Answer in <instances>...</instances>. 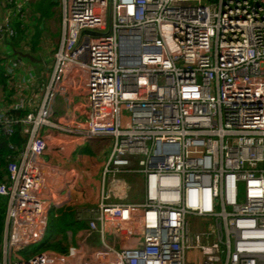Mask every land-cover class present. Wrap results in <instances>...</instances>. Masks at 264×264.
Masks as SVG:
<instances>
[{"label": "built area", "instance_id": "built-area-1", "mask_svg": "<svg viewBox=\"0 0 264 264\" xmlns=\"http://www.w3.org/2000/svg\"><path fill=\"white\" fill-rule=\"evenodd\" d=\"M30 1L3 0L0 45ZM58 3L39 106L22 118L0 108V135L20 125L27 135L0 183V264H264V0ZM99 139L113 141L106 163L76 174ZM82 177L87 219L75 245L23 259ZM133 188L141 200L129 201Z\"/></svg>", "mask_w": 264, "mask_h": 264}, {"label": "crops", "instance_id": "crops-1", "mask_svg": "<svg viewBox=\"0 0 264 264\" xmlns=\"http://www.w3.org/2000/svg\"><path fill=\"white\" fill-rule=\"evenodd\" d=\"M2 10L3 11L5 10V7L3 4H2ZM28 19L29 18L24 19L23 25L28 26V28L31 31V30H33V26L35 24H34V21H29ZM50 19H51L50 23L54 27V20L52 19V17ZM59 22L61 23V16H60ZM60 23H59V37H57V42H55L56 38H51L45 32V30L42 26L39 27L40 35H39V39H38V43H37L38 50L36 53H31L30 50L26 48L24 43L22 44V43L18 42L17 45H15V46L12 45L10 43L11 39L6 41L4 43V45H0V62L1 61L4 62V67H3L4 83L0 82V108H4L5 110L11 111V112H17V111L24 112L25 115L29 112H34L37 109V107L39 106V103L41 101V97L43 95L44 87L46 86V84L48 82V77L50 75L51 69H49V74H47V72H46V70H48V69L45 70L46 75H45L44 80L42 77H40L39 82H36V83L32 82L33 83L32 85L21 84V83L18 84L17 81H20V78H21L19 72H17V74H15L11 79L10 78L8 79V77L5 75L7 74L9 69H11V71L18 69V67L14 66L13 62H15L16 60L21 61V59H24L20 55H29L30 57L37 56L39 58V60H41V62L43 60H45L46 57H50L51 58V60H50L51 68H52L53 55L58 48L59 40H60ZM44 40H46L47 44L44 43ZM43 44H45V47ZM46 47H47V49H46L45 53H47L48 55H44L42 58V54H43L42 52L44 51V48H46ZM22 64H23V62H22ZM24 65H25V68L28 69V65L23 64V66ZM37 69L40 70L41 68H37ZM42 82H44V83L42 84ZM19 86H21L20 90L22 91V93L12 94L14 89L15 90L19 89ZM39 89H42V94L38 100V103L35 104V106L37 105L35 107L32 103V100L34 99V94ZM63 105H64V102H61L54 107V109L57 110L54 113L55 117L58 116L56 112H58V110L60 111V106L63 107ZM77 107H78L77 113L79 114V111H82V109H84L85 106L82 103H78ZM63 109H64V107H63ZM73 112L76 113V110ZM16 116L20 117V115H18V114ZM20 118H22V117H20ZM109 145H110V143H109ZM19 158L20 157L17 154L16 155L13 154L12 157L10 156V158H8L9 164H8L7 170H8L9 176L8 177L5 176L4 179L0 183H8L9 184L11 182L12 175H13V172L18 165ZM73 165H72V169H73V171H75L76 174L87 173L90 170H98L95 168L94 165L92 166V168L90 170H76L73 167ZM82 178H84V177H82ZM78 179H81V178H78ZM78 179H76L74 181L73 194L71 196V201L67 205H73L74 206V203L77 202V201L73 200V197L77 195L74 187H75L76 181ZM86 188H87V183H86ZM87 194H88L87 190L85 189L84 196H85L86 205H87ZM67 205H65V206H67ZM73 209H74V213H73L72 222L70 223L67 230L65 231V235H66V238L68 240V248L75 245L76 235L79 233V231L81 229H83L85 227L84 221L87 219V216L85 213L86 206L84 208H76V207L74 208L73 207ZM0 210L2 211V216H3L2 237H1V243H2L4 230H5V218H6V210H7V201L3 197H0ZM56 210H59V209H56ZM79 218H81V222L78 221ZM46 230H47V225H46ZM1 243H0V245H1ZM48 251H52V250H48ZM52 252H54V251H52Z\"/></svg>", "mask_w": 264, "mask_h": 264}, {"label": "trees", "instance_id": "trees-1", "mask_svg": "<svg viewBox=\"0 0 264 264\" xmlns=\"http://www.w3.org/2000/svg\"><path fill=\"white\" fill-rule=\"evenodd\" d=\"M1 1V0H0ZM15 1V0H14ZM51 0H31L25 12V18H29V21H34L35 25L33 26V30L30 31L28 26H24L21 22L22 20L19 17H13V28L15 30V37L11 39L10 43L12 45H17L18 42L24 43L27 49L30 50L31 53H36L37 43L40 35L39 26L36 24L39 23V19L41 18L44 21L49 20L52 17L51 7H49V3ZM57 1V0H55ZM58 2V1H57ZM54 3V2H52ZM0 9H2V4L0 3ZM21 21V22H20ZM4 62H0V82L4 83V72H3ZM11 114L15 117L16 115H20L23 117L25 115L24 112H11ZM17 117V118H20ZM27 135L24 133L23 126H16L14 134L11 137H3L0 135V182L4 179V177H8L9 173L7 170L10 156L13 154H19L26 143ZM11 144L17 148V152L12 153L8 149V145ZM73 205H67L59 210L53 209L49 215L47 222V230L48 226L50 229V233L47 234V230L45 231V235L43 240L40 243L41 248L44 251L52 250L58 254H66L68 250V240L65 235V231L68 226L72 222L74 209ZM47 220V221H48ZM49 223V225H48ZM2 224H3V216L2 211L0 210V243L2 237ZM42 251V252H44Z\"/></svg>", "mask_w": 264, "mask_h": 264}, {"label": "rangeland", "instance_id": "rangeland-1", "mask_svg": "<svg viewBox=\"0 0 264 264\" xmlns=\"http://www.w3.org/2000/svg\"><path fill=\"white\" fill-rule=\"evenodd\" d=\"M57 1L51 0L49 3V7H51V11H52V19L54 20V27L50 23L51 19L44 21L40 18L39 23L36 24L37 27L42 26L44 28L45 32L51 38H56L55 42H57V37H59V23H60L59 20H60V14H61L59 3ZM52 2H54V3H52ZM0 3L4 4L3 0H1ZM4 13H5V11H3L1 9L0 10V18L3 17ZM20 19L22 20V22L21 21L20 22L23 24V21L25 19V15H23V18H20ZM44 43H46V40H44ZM43 45L45 47V44H43ZM46 49H47V47L44 48V51L42 52L43 53L42 58L44 55H48L47 53H45ZM32 58L34 59V61H31L28 58L21 59L23 64L28 65V69H26L25 65H24V67L22 69L18 68L14 71H11V73L7 76L8 79L9 78L11 79L15 74H17V72H19L21 78H20V81H17L18 84L21 83V84L32 85L33 84L32 82H34V83L39 82L40 77H42L44 80L45 75H46L45 70L48 69V70H46V72H47V74H49V69H51V62H50L51 58L46 57L45 60H43L44 62L43 61L41 62V60H39V58L37 56L32 57ZM37 68H41V69L39 70ZM43 83L44 82H42V84ZM20 89H21V86H19L18 90L14 89L12 94L22 93V91ZM41 94H42V89H39L34 94V99L32 100V103L34 106L36 103H38V100L41 97ZM109 143H110V145H109ZM112 143H113L112 140L108 141L107 139L94 140L93 142H91L90 144H88L86 146V148L84 149V152L81 156V159L77 163H75L73 165V167L76 170H90L92 168V166L94 165L96 169H101L104 166V164L106 163L108 156L111 152ZM119 178L124 179L127 183H129L133 187H134L136 181L140 185L142 184V179L138 178L136 176L125 175V176H119ZM74 188H75L77 195L73 197V200H75L77 202H75L74 206H72V207L84 208L86 206L85 196H84V191L86 189V180L84 178L78 179L76 181V185ZM129 195H130L129 201L141 200V198L139 199V197H137L136 190L134 188L130 191ZM48 222H49V220H48ZM48 225H49V223H48ZM195 227L198 229H203V228L207 227V224L206 225L197 224ZM49 233H50V229L48 226L47 234H49ZM42 251H44L43 248H41L40 244H37V245L26 248L24 253H22L20 256L23 259H27V258H30V257L36 255V254L41 253Z\"/></svg>", "mask_w": 264, "mask_h": 264}, {"label": "water", "instance_id": "water-1", "mask_svg": "<svg viewBox=\"0 0 264 264\" xmlns=\"http://www.w3.org/2000/svg\"><path fill=\"white\" fill-rule=\"evenodd\" d=\"M120 49H121V52H125L126 46L123 44V45H121ZM20 56L22 58H28L31 61H34V59L32 57H30L29 55H20ZM120 63H121V65H124V66H136L139 63V59H138V57H135L130 62H126V61H124V60L121 59L120 60Z\"/></svg>", "mask_w": 264, "mask_h": 264}]
</instances>
